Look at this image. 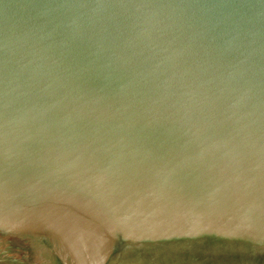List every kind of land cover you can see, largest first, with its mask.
<instances>
[{"label": "water", "instance_id": "obj_1", "mask_svg": "<svg viewBox=\"0 0 264 264\" xmlns=\"http://www.w3.org/2000/svg\"><path fill=\"white\" fill-rule=\"evenodd\" d=\"M0 264H264V0H0Z\"/></svg>", "mask_w": 264, "mask_h": 264}]
</instances>
